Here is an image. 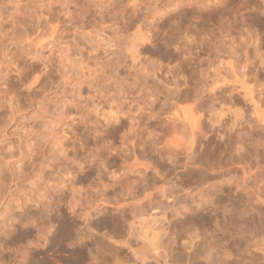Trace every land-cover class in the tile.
I'll return each mask as SVG.
<instances>
[{
  "label": "rangeland",
  "instance_id": "obj_1",
  "mask_svg": "<svg viewBox=\"0 0 264 264\" xmlns=\"http://www.w3.org/2000/svg\"><path fill=\"white\" fill-rule=\"evenodd\" d=\"M0 172V264H264V0H0Z\"/></svg>",
  "mask_w": 264,
  "mask_h": 264
},
{
  "label": "bare ground",
  "instance_id": "obj_2",
  "mask_svg": "<svg viewBox=\"0 0 264 264\" xmlns=\"http://www.w3.org/2000/svg\"><path fill=\"white\" fill-rule=\"evenodd\" d=\"M232 73L233 74H235L236 72H234V69H232ZM236 75V74H235ZM237 77L235 78V80L234 81H237V82H239V77H238V75H236ZM243 88H244V90H245V93H246V95H251V94H249L251 91H250V88L246 85V86H244L243 85ZM218 112V111H217ZM221 112H222V110L218 113L219 114V116H221L222 114H221ZM218 116V115H217ZM46 124H44V126H45ZM48 125V124H47ZM45 131V130H44ZM43 131V133L41 134V135H43L44 136V134L46 135V132H44ZM42 137V136H41ZM9 156V155H8ZM11 156L13 157V154H11ZM11 157V158H12ZM7 158H9V157H7V156H5V158L4 159H7ZM11 158L9 159V161H8V163H10V160H11ZM3 159V160H4ZM8 160V159H7ZM7 160H4L5 162L7 161ZM0 174H1V172H0ZM0 179H3V177H1V175H0ZM1 181V180H0ZM3 181V180H2ZM5 183H6V181H4ZM4 183V184H5ZM1 184V183H0ZM4 184H2V185H0V186H3ZM5 186V185H4ZM3 189H4V187H2ZM0 191H2V190H0ZM2 193V192H1ZM3 194V193H2ZM1 196V195H0ZM1 198H2V196H1ZM70 201H72V200H70ZM73 206V205H72ZM75 206V205H74ZM74 206L72 207V208H74ZM144 221V220H143ZM142 221V222H143ZM142 222H139L138 223V225H137V231H135L136 233H138L139 234V237L140 238H142L141 240H142V243H143V245H142V250L141 251H143V250H147V251H145V252H148V251H155L156 249H158L159 248V244H160V242H161V233L159 232V230H157V228L156 227H154L152 224H149L150 222H145V223H142ZM9 225H11V227H13L14 226V222H10V224ZM135 229V230H136ZM136 235V234H135ZM1 247V246H0ZM144 252V251H143ZM143 259V258H142ZM58 261L57 260H55L54 262H53V264H58L57 263Z\"/></svg>",
  "mask_w": 264,
  "mask_h": 264
}]
</instances>
